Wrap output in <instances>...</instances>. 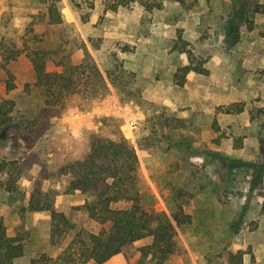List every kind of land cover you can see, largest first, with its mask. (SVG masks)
Masks as SVG:
<instances>
[{"label": "rangeland", "instance_id": "rangeland-1", "mask_svg": "<svg viewBox=\"0 0 264 264\" xmlns=\"http://www.w3.org/2000/svg\"><path fill=\"white\" fill-rule=\"evenodd\" d=\"M149 1L152 9L0 0V219L25 243L14 264L57 257L78 233L99 232L84 208L92 194L71 190L63 169L95 137L118 132L135 149L157 211L170 214L162 194L185 193L192 220L177 228L181 252L163 264H227L237 250L243 264H264V0ZM55 7L62 22L54 25ZM178 36L208 71L188 73L182 85L175 73L188 59L174 49ZM33 60L70 85L54 88L50 104ZM231 105L242 111L226 113ZM32 194L47 195L73 229L53 242L50 212L29 210ZM151 241L108 264H138Z\"/></svg>", "mask_w": 264, "mask_h": 264}, {"label": "trees", "instance_id": "trees-1", "mask_svg": "<svg viewBox=\"0 0 264 264\" xmlns=\"http://www.w3.org/2000/svg\"><path fill=\"white\" fill-rule=\"evenodd\" d=\"M130 2L148 9L154 6L149 0H129ZM116 8L117 6L113 7ZM49 22L54 25L62 22L58 8H50ZM174 49L186 54L188 59V64L175 73L179 85L184 83L190 72L208 73L205 63L197 61L193 50L187 47L181 36H178ZM33 61L36 84L42 87L47 98L46 103L50 104L49 98L52 97L54 88L65 90L70 85L66 83L63 72H46L44 63ZM93 69L100 76L97 67L93 66ZM241 111L238 105L225 109L226 113ZM214 128L218 130L215 122ZM261 145L264 150V140H261ZM63 173L72 177L71 190L92 194L93 200L86 202L84 208L89 218L99 223L101 228L98 233H87L86 237L78 233L57 257L42 254L31 259L30 264H88L91 261L104 264L119 255L124 247L147 237H151L152 241L140 248L138 264H144L147 259L152 264H163L171 256L181 252L177 228L183 230L192 220L191 215L185 211V193L175 190L170 195L162 194L170 214L157 211L156 195L143 180L135 149L120 132L114 138L102 135L95 137L88 150L79 159L67 164ZM142 182L144 184L138 187ZM121 201L127 202L129 206L113 207ZM28 208L34 212H50V237L53 242L66 231L73 229L65 214L54 208L47 195L43 199H35L32 194ZM24 247L23 238L9 236L0 219V264H14L23 255ZM243 257L242 250L227 252L226 262L243 264Z\"/></svg>", "mask_w": 264, "mask_h": 264}, {"label": "crops", "instance_id": "crops-1", "mask_svg": "<svg viewBox=\"0 0 264 264\" xmlns=\"http://www.w3.org/2000/svg\"><path fill=\"white\" fill-rule=\"evenodd\" d=\"M118 255H116V256H114V257H112L109 261H107L106 263H104V264H108L111 260H113L114 258H116ZM88 264H91V262H89Z\"/></svg>", "mask_w": 264, "mask_h": 264}]
</instances>
